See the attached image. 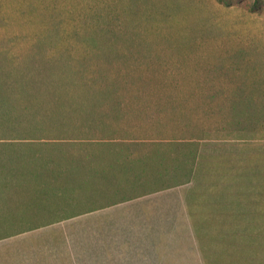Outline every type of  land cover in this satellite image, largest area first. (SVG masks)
<instances>
[{
  "label": "rangeland",
  "instance_id": "obj_1",
  "mask_svg": "<svg viewBox=\"0 0 264 264\" xmlns=\"http://www.w3.org/2000/svg\"><path fill=\"white\" fill-rule=\"evenodd\" d=\"M0 87L17 110L0 114L21 118H0L4 158L112 129L159 137L125 133L138 119L158 134L185 127L145 163L160 171L150 189L198 194L201 224L177 238L199 264H264V0H0ZM12 210L0 251L33 240L62 262L71 232L46 222L63 213Z\"/></svg>",
  "mask_w": 264,
  "mask_h": 264
},
{
  "label": "crops",
  "instance_id": "obj_2",
  "mask_svg": "<svg viewBox=\"0 0 264 264\" xmlns=\"http://www.w3.org/2000/svg\"><path fill=\"white\" fill-rule=\"evenodd\" d=\"M150 121L148 124H153V120ZM134 122L129 127L138 129L125 133L140 131L143 135L159 137L139 141L126 137L117 139L129 145L136 162L128 170L125 190L117 184L118 179L113 178L112 172L108 179H103L98 171L95 177L86 176L87 185L80 190V196L95 208L64 220V230H70L71 237L65 235L62 240V262L42 257L38 242L12 239L6 240L7 247L12 248L0 251V264H41V258L46 264H199L198 250L177 238L201 224L198 194L180 191L178 185L163 187L157 183L155 189H150L151 183L160 177V171L156 168L151 172L150 167L144 166L154 152L161 150L160 143L176 142L173 136L192 133L185 127L173 126L158 134L153 130L158 128L145 129L139 119ZM115 133L116 129L105 132ZM107 138L106 142L112 144L110 138L113 137ZM105 147L91 146L89 150L113 148ZM135 180L138 184L133 183Z\"/></svg>",
  "mask_w": 264,
  "mask_h": 264
},
{
  "label": "trees",
  "instance_id": "obj_3",
  "mask_svg": "<svg viewBox=\"0 0 264 264\" xmlns=\"http://www.w3.org/2000/svg\"><path fill=\"white\" fill-rule=\"evenodd\" d=\"M220 1L229 3L231 0ZM261 1L256 0V4ZM15 106L16 104L13 105L9 98L5 106L4 99L0 98V112L6 109L8 113H15L17 111ZM11 115L0 114V118L9 119L10 122L12 119L16 123H21V118H17L14 114ZM113 136L116 134L107 137ZM107 139L109 138H94L93 140L87 138V141H84L53 138L49 139L50 142H28L32 144L26 145L28 152H31V157L27 159L29 162H24L25 159L19 157L13 158L12 154L9 158H4L5 155L0 148V223L6 226L8 211L13 212L12 209L16 208L23 209L29 216L39 213L41 207L63 213L61 216L47 220V224L69 219L78 216L83 210L95 208L94 205L90 206L88 200L81 199L80 190L87 185L86 176L91 178L90 175H94L95 177L97 171L103 179H108V174L112 172L113 178L118 179L117 184L125 190L128 170L136 165L134 153L128 149L127 143L121 142L122 140H117L116 137L110 138L112 144H108ZM163 144L172 143H160V149ZM91 146H96L98 149L106 148L105 146L113 148L96 151L89 150ZM92 148L95 149V147ZM67 150L70 152L66 153ZM163 151L165 150H157L153 156H150V159L154 157L160 159ZM146 178L151 179L149 176ZM137 180L133 183L138 184ZM5 208L9 210L5 212ZM6 233L8 238V232ZM14 233H17L16 229L12 232Z\"/></svg>",
  "mask_w": 264,
  "mask_h": 264
}]
</instances>
